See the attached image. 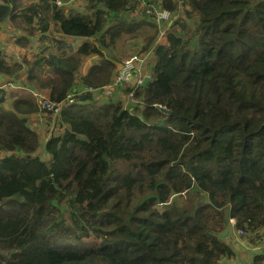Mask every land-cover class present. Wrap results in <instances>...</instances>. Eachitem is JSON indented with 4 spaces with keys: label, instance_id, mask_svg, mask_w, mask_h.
<instances>
[{
    "label": "trees",
    "instance_id": "trees-1",
    "mask_svg": "<svg viewBox=\"0 0 264 264\" xmlns=\"http://www.w3.org/2000/svg\"><path fill=\"white\" fill-rule=\"evenodd\" d=\"M27 1L1 0L0 23L44 41L55 32L85 38L75 49L56 40V54L25 59L27 88L62 100L91 56L98 62L83 81L109 84L131 42L139 53L152 48L153 77L130 101L78 95L45 145L29 122L33 97L0 89V152L8 153L0 158V264H223L235 255L224 237L231 218L257 244L264 0H153L177 16L161 42L141 0H86L83 13L69 14L57 0ZM22 66L0 50V73ZM263 263L254 253L248 264Z\"/></svg>",
    "mask_w": 264,
    "mask_h": 264
},
{
    "label": "crops",
    "instance_id": "crops-1",
    "mask_svg": "<svg viewBox=\"0 0 264 264\" xmlns=\"http://www.w3.org/2000/svg\"><path fill=\"white\" fill-rule=\"evenodd\" d=\"M36 1H38V0H28L27 4H30V3L36 2ZM157 1L159 3V0H157ZM0 2H1V0H0ZM56 4L59 6L65 7V6H67L68 2H66V0H57ZM141 8H143L142 5H141ZM180 8L182 9V6H180ZM143 10H144V8H143ZM66 13L69 14L67 12V9H66ZM39 34H40V37H38L36 40L37 41L36 43L38 46L37 50L35 52L33 50L32 51L31 50H29V51L25 50V53H27V54H23V57L30 60L31 56L36 57L37 55H41V53H43L44 55H47L49 53H55L56 54L57 53L56 50L52 52L51 48L48 47V45L50 44V45H53V49H54V46H56V43H57L56 40H64V41H66V43H73L74 49H75V47L77 48L78 43L85 40V38H80V37L75 38L72 36H63L61 33L57 34L55 32V35H51L50 33H47L46 35L48 36V39H46L44 41L41 39V33H39ZM3 35L9 36V38H8L9 41H7L8 45H9V43H11V41H14V40H15L14 41L15 44L27 45V43H22V42H24V40H23L24 38H27V41H28L29 40L28 38L30 36V35H27V33L25 31H22L20 29H17L16 27H14L10 21H5V22L0 23V50L2 51V53H4V55L8 61H18L23 65L22 69L18 72V74L6 75L3 73H0V89H4L7 92L17 91L20 93H24V92H22V90L27 91L33 97V99L36 103V106H37V112L33 115H35L36 117L41 116V113L43 111H41L39 108V100L42 98H48V96H46L44 93H42L38 90H32L30 88H27L28 86H26V84L24 83L25 80H23V79L28 74V65L26 63H24L25 59L23 61L20 60V58L22 56H20L19 51H16V52L12 51L10 53L8 52V47L5 46L7 43L5 44L2 41ZM164 38L165 37L161 38V40L162 39L164 40ZM53 43H55V45ZM148 51H152V48H150ZM137 52L139 53V51H137ZM140 52L142 53L143 51H140ZM97 62H98V58L96 56H91V57H87L84 59V62L81 65L80 69L78 70V72H76V81L77 82H76V86L72 89V91L77 90V89L87 85L83 81V77L87 74L90 67ZM125 98L126 97L123 96L124 100H125ZM7 102L8 103L6 104V106L11 108L12 107L10 104L11 101L9 99H7ZM123 102L127 105L126 101H123ZM45 121H47V120H45ZM44 122L42 123V126L46 123V122L45 123ZM51 125H52V123H51ZM53 129H55V127L52 125L51 126V132ZM49 137L50 136L45 138V141L43 142L44 145H45V143ZM42 150L44 151L43 148H42ZM7 154L8 153L1 151L0 152V158H3ZM230 221H231V219H230ZM235 224H233L231 221L229 228L227 229L226 232H224L225 240L228 244L231 245V247L233 248V250L235 252V255L230 257V258H224L221 262L223 264H237L239 262L244 263V264H248L249 262H251L253 260L254 253L251 250L250 245L248 243H246V242L241 243L240 242V238L236 234V230H235L236 225Z\"/></svg>",
    "mask_w": 264,
    "mask_h": 264
},
{
    "label": "built area",
    "instance_id": "built-area-1",
    "mask_svg": "<svg viewBox=\"0 0 264 264\" xmlns=\"http://www.w3.org/2000/svg\"><path fill=\"white\" fill-rule=\"evenodd\" d=\"M60 3V2H59ZM142 7L147 8V14L151 15L153 20H156L163 28H160V36L163 35L165 30L169 27V22L175 19L177 16H173V13L162 9L161 7H156L153 3V0H141ZM152 51H146L134 55L128 59L122 61L121 68L112 82L101 87L93 86H83L77 90L71 91L64 99L62 100H53L50 98H42L39 100V108L43 112L50 114H60L63 110V107L67 104L76 102L78 95L84 92H93L95 96L106 97V98H115L118 94L119 88H121V95L125 96V100H133L135 89L141 88L147 82L152 80V76L145 69L147 55ZM147 54V55H146ZM133 87V90H130L128 94H124L123 90L128 87ZM232 223L235 224L236 220L231 219ZM236 225V224H235ZM236 234L240 238L241 243H248L250 245L253 253H262L264 252V233L262 239L257 243L250 241L245 238V231L236 226ZM239 264H244L239 262Z\"/></svg>",
    "mask_w": 264,
    "mask_h": 264
},
{
    "label": "rangeland",
    "instance_id": "rangeland-1",
    "mask_svg": "<svg viewBox=\"0 0 264 264\" xmlns=\"http://www.w3.org/2000/svg\"><path fill=\"white\" fill-rule=\"evenodd\" d=\"M66 2H68V4H67V6H65V9H67L68 13H83L85 11L84 8L86 7V0H66ZM153 21L158 25V27H160V25L155 20H153ZM166 30L163 33L162 37L157 36V38H158L157 42H161V38L165 37ZM27 35H30V34H27ZM38 37H40V34H38V33H36V34H34L32 36L30 35L29 36V40L27 42H25V43H27V45L15 44V42H14L15 40L11 41V43H9V45H8L7 41H9L8 40L9 36H7V35H3L2 41L5 44L7 43L5 46L8 47V52L9 53L12 52V51H15V52L19 51L20 56H22L20 58V60L23 61L24 59H27V58L23 57V54H27V53H25V50H28V51L29 50H31V51L33 50L34 52L37 50L38 46H37V43H36L37 41L36 40H37ZM22 43H24V42H22ZM53 44L55 45V43H53ZM127 45H128L127 46V51L130 52V55L127 56L126 59L129 58L130 56L139 54L137 52L136 46H135V44L133 42L127 43ZM48 47L51 48L52 52L55 51V50L59 51L58 48H56V46H54V49H53V45L49 44ZM131 51H133V52H131ZM152 54H153V52L149 53L148 55L146 54L147 55V59H146L145 69H147V72L153 77V75H152V73L150 71V68H149L150 62L152 60ZM35 59H36L35 56H31L30 57V61H35ZM121 65H122V63L119 64V70L121 68ZM119 70H118V72H119ZM118 72H117V74H118ZM114 99H116V98H114ZM98 100H101V98H98ZM60 114H50V113H47V112H42L41 116H37V117L35 115H32V114L29 115V122L32 125V127H34L35 129H37L39 131L40 139H41L42 144L45 141V138H47L48 136L52 135V133H54V131L57 132L56 134H59V132H62L61 125L58 123V118H59ZM45 120H47V121H45ZM43 122L45 124L42 126ZM51 123L55 127L54 131L52 130L53 131L52 133H51V126H52ZM39 153L44 158H46V155H45V153H44V151L42 149L39 151ZM230 223H231V221H230ZM86 240H89V241L93 242L94 240H97V239L90 238V239H86Z\"/></svg>",
    "mask_w": 264,
    "mask_h": 264
},
{
    "label": "bare ground",
    "instance_id": "bare-ground-1",
    "mask_svg": "<svg viewBox=\"0 0 264 264\" xmlns=\"http://www.w3.org/2000/svg\"><path fill=\"white\" fill-rule=\"evenodd\" d=\"M156 7H160V6H156ZM146 11H147V8L146 7H143ZM162 8V7H161ZM162 9H165V10H168V11H170L169 9H166V8H162ZM171 12V11H170ZM178 12H181L182 13V9L180 8V6H179V8H178ZM156 21V20H155ZM157 22V21H156ZM158 23V22H157ZM159 25H160V27L159 28H163V27H165V26H162L160 23H158ZM160 35V34H159ZM160 37H162V36H160ZM134 56V55H133ZM130 57H132V56H130ZM129 57V58H130ZM128 59V58H127ZM121 88H119V90H118V94H117V96H115V98L117 99L118 97H119V95H121ZM94 95H95V93H93ZM96 99H98L100 96H94ZM166 108V107H165ZM262 253H264V252H262ZM237 264H239V263H237Z\"/></svg>",
    "mask_w": 264,
    "mask_h": 264
},
{
    "label": "water",
    "instance_id": "water-1",
    "mask_svg": "<svg viewBox=\"0 0 264 264\" xmlns=\"http://www.w3.org/2000/svg\"><path fill=\"white\" fill-rule=\"evenodd\" d=\"M156 107H157L158 109H160L161 111H163L164 113L167 112V109H166L164 106H162V105H156Z\"/></svg>",
    "mask_w": 264,
    "mask_h": 264
}]
</instances>
